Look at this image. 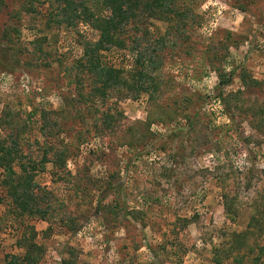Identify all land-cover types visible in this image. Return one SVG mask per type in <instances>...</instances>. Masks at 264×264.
Instances as JSON below:
<instances>
[{
  "label": "rangeland",
  "instance_id": "obj_1",
  "mask_svg": "<svg viewBox=\"0 0 264 264\" xmlns=\"http://www.w3.org/2000/svg\"><path fill=\"white\" fill-rule=\"evenodd\" d=\"M176 4L102 53L141 57L148 90L93 100L75 62L97 33L57 0H0V141L48 193L32 218L0 184V264L32 234L36 264H264V0Z\"/></svg>",
  "mask_w": 264,
  "mask_h": 264
},
{
  "label": "trees",
  "instance_id": "obj_2",
  "mask_svg": "<svg viewBox=\"0 0 264 264\" xmlns=\"http://www.w3.org/2000/svg\"><path fill=\"white\" fill-rule=\"evenodd\" d=\"M57 2L63 7L66 23L71 24L70 16L73 14L74 19L97 33L95 40L84 41L81 45V55L75 62L78 70H86L90 75L92 83L89 96L93 100L97 97L105 98L110 88L121 94H129L133 90L137 93L146 92L150 87V85L148 88L145 87L146 80H148L145 73L147 64L142 63L141 57L135 60L137 66L130 74L120 66L109 65L107 67L102 59V53L108 50H124L123 28L129 21H135V18L142 16L146 20L167 23L174 18L180 19L184 15L179 13L176 0H77V2L75 0H57ZM151 61L149 58V66L150 64L154 65ZM228 82H230L229 79L225 81L219 79L218 86L227 85ZM104 118L107 120L106 115ZM17 145L16 140L12 141L9 147L5 141H0V169L4 172L0 184L6 189V193L11 197L21 214L26 213L29 217L44 219L48 215V207H42L39 196L42 197L48 193L32 183L34 166L28 169L26 164L17 160L20 157ZM47 161L43 157L42 163ZM14 162L19 164V172H16L12 167ZM41 200L43 199L41 198ZM262 233H264V227ZM232 234L234 238H238L246 233ZM33 236L34 234L31 239ZM31 239L24 243L25 254L21 258L12 257L11 264H36L39 249Z\"/></svg>",
  "mask_w": 264,
  "mask_h": 264
}]
</instances>
